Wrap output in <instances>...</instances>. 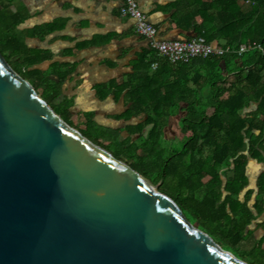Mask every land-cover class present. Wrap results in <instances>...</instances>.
<instances>
[{
    "label": "trees",
    "instance_id": "trees-1",
    "mask_svg": "<svg viewBox=\"0 0 264 264\" xmlns=\"http://www.w3.org/2000/svg\"><path fill=\"white\" fill-rule=\"evenodd\" d=\"M16 1L0 0V53L50 105L63 96L62 88L78 64L55 62L52 53L26 44L28 39L43 40L60 25L21 30L30 16L27 10L16 9ZM169 8L170 21L177 29L204 38L209 44L232 50L243 43H255L264 49V0H249V4L245 0H177ZM211 28L214 31L209 35ZM95 43H82L59 57H74V52L95 47ZM138 62L156 68L146 82L144 77L137 78L113 89L117 93L127 91L128 109L117 120L142 121L139 127L128 126L120 144L140 145L139 150L151 159L148 164L159 167L158 175L148 180L160 190L166 188L162 193L175 202L189 223L223 250L239 259L237 249L243 243L264 252V237L256 239L249 230L264 215V170L257 177L256 191H246L249 161L262 160L264 164V55L255 50L242 56L229 52L171 65L148 47ZM46 63V69L40 68ZM154 84L157 88L151 91ZM113 85L98 86L95 91L98 94ZM252 105L255 108L250 111ZM73 106V100L64 97L59 111L52 109L75 127L69 112ZM183 112L180 148L170 153L160 150L157 144L164 139L171 118ZM82 118L85 124L93 121L92 115ZM155 151L163 153L159 156ZM258 228L264 230V220Z\"/></svg>",
    "mask_w": 264,
    "mask_h": 264
},
{
    "label": "water",
    "instance_id": "water-1",
    "mask_svg": "<svg viewBox=\"0 0 264 264\" xmlns=\"http://www.w3.org/2000/svg\"><path fill=\"white\" fill-rule=\"evenodd\" d=\"M0 264H248L67 124L0 53Z\"/></svg>",
    "mask_w": 264,
    "mask_h": 264
},
{
    "label": "crops",
    "instance_id": "crops-1",
    "mask_svg": "<svg viewBox=\"0 0 264 264\" xmlns=\"http://www.w3.org/2000/svg\"><path fill=\"white\" fill-rule=\"evenodd\" d=\"M176 1L140 0L139 7L156 29L160 40L189 41L197 38L191 32L177 29L170 21L172 11L169 5ZM246 1L245 4H249ZM123 4V0H17L15 4L21 6L20 9L27 10L30 16L27 22L31 25L27 29L20 27L23 31L54 23L60 25L59 30L43 40L28 39L26 44L31 48L52 53L55 62L78 64L71 80L62 88V97L73 100L74 106L70 111H77L79 116L92 115V123L99 131L101 129L99 133L111 132L117 128L114 132L119 131L121 135L126 133L128 126L141 125L142 121L136 119L128 122L117 120L128 109L125 97L127 91L117 93L113 89L137 78L144 77L143 82H146L156 68V65L151 66L148 62H138L148 44L133 33V23L130 19L119 16ZM197 21L200 23V20ZM213 31L214 28H211L208 34L211 35ZM27 41L37 42L30 45ZM91 41L96 42L95 47L76 51L74 57H59L64 51L73 50L77 45ZM211 45L220 46L217 43ZM195 73L205 75V72L200 70ZM163 77L165 80L166 76ZM179 79L182 77L179 76ZM109 83L114 85L96 93V87ZM155 88L156 84L151 86L150 90ZM142 101L147 102L145 97ZM184 116L183 112L177 117ZM107 119L112 120L111 123L104 124ZM113 121L122 122L124 125L114 127Z\"/></svg>",
    "mask_w": 264,
    "mask_h": 264
},
{
    "label": "rangeland",
    "instance_id": "rangeland-1",
    "mask_svg": "<svg viewBox=\"0 0 264 264\" xmlns=\"http://www.w3.org/2000/svg\"><path fill=\"white\" fill-rule=\"evenodd\" d=\"M21 6H17L16 9H20ZM31 23H26L23 26H21V29H27L29 28ZM30 45L36 44L37 41H27ZM48 64H44L40 66L42 69H46ZM40 96V95H39ZM63 101V97H60L59 99L55 100L54 102H50L51 107L55 108L57 111L60 104ZM49 104V103H48ZM254 106L249 109L253 110ZM71 114V122L74 124L75 128L79 130L85 137L92 140L93 142L99 144L101 147L108 150L115 158L122 161L123 163L130 166L132 169L136 170L138 173L146 177V179H154L158 173H159V167L157 164H148L151 162V159L149 160L148 157H146L140 149V145L134 144V145H121L120 143L123 141V138L126 137V133H123L121 135L116 134L114 132L115 129H112L111 132H101L98 130V128L93 124H85L82 122L83 118L82 116H79L77 111H69ZM112 120L107 119L104 124L111 123ZM179 121L180 118H172L170 120L168 128L164 130V139H162L158 144L157 147L160 150H166L168 153L173 152L172 150L178 149L181 146L182 142V134L180 133L179 128ZM114 127H121L124 124L122 122H112ZM98 131V132H97ZM162 151H155V153L159 152L162 154ZM162 156V155H161ZM143 158V160H142ZM154 161V159L152 158ZM159 163H161V159H159ZM150 167V168H148ZM264 170V164L262 163V160L259 161H253L250 160L248 167H247V177L249 180V186L247 187L246 191L250 189H255V184L257 177L261 174V172ZM153 184V183H152ZM154 185V184H153ZM157 186L158 190L162 193V191L167 192V189L162 187V191L159 188V185ZM164 194V193H163ZM244 193L242 194V196ZM255 195H253L254 198ZM264 220V215L257 219L250 227L249 230L253 231L254 236L256 239H260L264 237V230L261 228H258V225H260ZM253 245H247L245 243L241 244L240 248L237 249L238 256L240 259L244 260L248 264H264V252L260 251L259 249H253ZM251 250V251H250Z\"/></svg>",
    "mask_w": 264,
    "mask_h": 264
},
{
    "label": "built area",
    "instance_id": "built-area-1",
    "mask_svg": "<svg viewBox=\"0 0 264 264\" xmlns=\"http://www.w3.org/2000/svg\"><path fill=\"white\" fill-rule=\"evenodd\" d=\"M124 4L119 10L120 17L128 18L133 23V33L144 39L148 47L156 52L157 57L171 65L188 63L194 59H209L220 57L226 53H235L242 56L250 51H258L264 55L261 45L243 44L238 49L230 50L220 46H213L204 38L197 37L189 41H163L157 36V31L149 22L139 7L140 0H123ZM246 2H249L248 0Z\"/></svg>",
    "mask_w": 264,
    "mask_h": 264
}]
</instances>
